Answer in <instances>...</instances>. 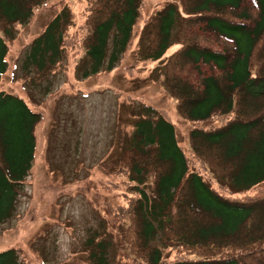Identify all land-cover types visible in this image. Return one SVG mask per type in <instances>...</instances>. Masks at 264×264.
Instances as JSON below:
<instances>
[{"label":"trees","instance_id":"trees-1","mask_svg":"<svg viewBox=\"0 0 264 264\" xmlns=\"http://www.w3.org/2000/svg\"><path fill=\"white\" fill-rule=\"evenodd\" d=\"M46 1L0 0V86L14 31ZM144 2L87 0L81 40L63 7L31 43L23 71L49 72L67 50L84 52L83 77L114 69ZM146 30V59L163 64L179 115L199 127L187 133V155L169 114L144 107L111 172L123 204L106 205L104 229L134 264H264V0L171 1ZM173 40L179 47L163 60ZM44 120L0 90V225L17 212ZM160 232L164 248L154 244ZM109 248L97 232L85 242L92 264H113ZM0 264H20L17 251L1 252Z\"/></svg>","mask_w":264,"mask_h":264},{"label":"rangeland","instance_id":"rangeland-1","mask_svg":"<svg viewBox=\"0 0 264 264\" xmlns=\"http://www.w3.org/2000/svg\"><path fill=\"white\" fill-rule=\"evenodd\" d=\"M178 0H145L132 41L114 69L83 77L85 54L67 50L63 61L44 74L25 73L24 58L31 43L63 7L76 25L69 34L84 37L87 0H48L33 11L25 26L9 41L8 73L0 90L23 99L45 120L36 129L33 170L25 181L15 216L0 225V253L15 249L20 264H92L85 242L97 232L110 242L113 264H134L122 256L116 231H106L101 212L120 205L122 188L111 175L127 145L135 122L146 106L165 111L189 155L187 133L199 126L179 115L177 103L163 80V64L146 59V25L155 12ZM179 47L172 41L163 56ZM123 193V192H122ZM104 217H108L105 212ZM106 215V216H105ZM164 234L154 244L164 248ZM168 260L174 255L167 249Z\"/></svg>","mask_w":264,"mask_h":264}]
</instances>
